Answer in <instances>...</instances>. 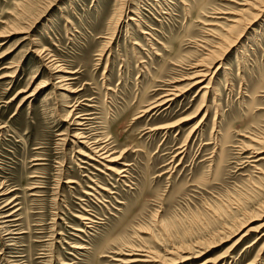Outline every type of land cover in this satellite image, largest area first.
Here are the masks:
<instances>
[{
    "label": "rangeland",
    "instance_id": "374dc122",
    "mask_svg": "<svg viewBox=\"0 0 264 264\" xmlns=\"http://www.w3.org/2000/svg\"><path fill=\"white\" fill-rule=\"evenodd\" d=\"M240 3L0 0V33L24 31L0 37V180L20 208L18 233L0 231V264H124L127 248L135 257L143 245L161 257L176 258L173 247L204 251L177 264H264V11L240 13L224 39ZM214 47L211 71L221 67L197 115L210 72L148 108L187 87L191 64ZM43 54L71 72L67 106L95 117L85 135L107 140L118 163L79 153L91 150L63 121L70 107ZM37 84L45 86L24 98ZM122 162L125 180L105 168Z\"/></svg>",
    "mask_w": 264,
    "mask_h": 264
},
{
    "label": "bare ground",
    "instance_id": "6f19581e",
    "mask_svg": "<svg viewBox=\"0 0 264 264\" xmlns=\"http://www.w3.org/2000/svg\"><path fill=\"white\" fill-rule=\"evenodd\" d=\"M31 4H34V0H30L29 7L32 6ZM128 4L129 3H127V6H125L126 7L125 8L126 10H128ZM240 5H241V8L239 7V9L236 8L235 11L233 10V14L234 15L231 18H229V21L231 22L230 25H228V27H226L225 29H223V31H225V33L224 34H221V36L224 39L225 38L227 39V36H231L230 33H232V31L237 26L240 25V22L243 20V16L240 15V13H244V12L246 13V12L249 11V9H253V10H256L257 11L253 15V17L256 18V19H258L259 17L257 18V14H259V16H260V14L264 11V0H241ZM255 7H257L258 9H255ZM121 8H122V6H121ZM25 10H24V12H27L28 8H27L26 11ZM253 20L254 21L249 22V24L247 23L250 26H248L246 24L245 28H243L238 34H236L234 36L233 41L234 40L235 41L233 42V45L227 47V49L224 50V53L227 52L229 48L235 46L236 43H238L239 41H242L241 38L244 36L245 32L247 31L246 29L250 28L251 25L254 24V22L256 21L255 19H253ZM18 29H21V30L18 31ZM16 32H24V31L22 30V27L21 26H15L14 28H11L10 30H3L0 33V37L9 36V34L16 33ZM25 38H26V36H23L22 39H25ZM221 41H223V40L221 39ZM32 43H33V41H32ZM214 48H217V47H214ZM30 51L31 52H35V51H38V49L35 48V45H33L32 46V49ZM42 52H43V50H42ZM217 52H218V48L217 49H214V50H208L207 53H206V56L203 57V59L200 58L199 60H197L193 64H191V67L190 68L193 69V73L189 77H187L188 80H189V83L186 85L187 87H185V88L173 87V89H170L169 88V90L159 99V101L155 105L150 106L148 108H154L156 106H159V105H162V104H165V103H168V102L171 103L172 100H174L175 98H177L178 96H180L190 86H192L194 84H198V83L202 82L204 79H206L207 76H208V72H210V76H209L207 82L205 84L200 85L199 88L197 89V90H199V92H201V99H202V102L200 103L199 107L197 108V112H196V115H197L198 112L201 111L199 108L201 107L203 109V107H202L203 104L206 105L205 104V98H206V95H207L209 89H211V82H212V77H213L212 74H214L216 71H218L220 69V67H221L220 64H218L211 71V69L213 68L212 65H215V63H216L215 59H214V61H212L211 58ZM43 58H44V62L43 63H45V61H46V65H48L50 67V69L53 68L54 78L57 79V81H55L57 84L56 85L54 84V86H56L57 90H63L62 95H61L63 97L62 102L63 103L66 102V103H64L62 105L63 106L64 105L67 106V103H68L67 100H68L69 93L76 92L74 89H72V87H71V85L69 84V81H68V80L71 79L69 77V75H70L71 72L68 71V70H65L64 67L62 66V64L60 65L54 59H51L50 56H48L47 54L44 55ZM224 69L225 70L228 69L226 65H225ZM44 84L39 85V86L37 84V87H34L33 90H31V92H29L28 94H26V96L24 98L32 97L35 94V92L40 91V89H42L43 86H45ZM24 91H26V90H21L20 92H24ZM77 105H74V104L71 105L70 104V106H67V107H70V108L66 111V115L64 116L63 121H68V124L69 125L76 126L72 130L73 131L72 137L75 138V139H77V142L82 143L83 145H86V147H88L91 150V153L90 154H86L87 152L86 153L79 152V153L82 154L83 156H87V158H89V159L91 158L92 160L97 161V162H100V161L101 162L102 161H108V162H117L118 163L119 162L118 160L121 159V152L119 153L120 155L113 156L115 154V152H111V150H113V149H110L109 148L110 143H108L107 140L98 139L99 137L95 136L96 134H93V133H92L93 135H90V136L85 135V133H86L85 132V124H86L87 121H89V116L91 114H89V113L88 114H84L83 113V114H77V115H75L73 117V111L77 109L76 108ZM146 110L147 109H145L143 112H147ZM194 114L195 113H193L192 115H194ZM92 115H93V113H92ZM91 119L93 121L95 119V117L92 116V118H90L89 123H91ZM185 120H186V118H183V119H180V120H178V121H176V122H174L172 124L170 123V124H167L165 126L163 125V126H160V127H157V128H159V129L170 128V127H173V126H175V125H177L180 122H183ZM88 128H90V127H88ZM68 130H69V128H68ZM96 137H97V139H96ZM254 142L256 144H261V142H263V141L262 140H255ZM261 150L262 149H260V148H255V150L253 152L255 153V155H259L261 153ZM121 165L122 166L120 168H118V167H112V166H105V165H103V166H105L106 169L110 170L112 175L117 174V176L122 177L125 180V178H127L128 171H127V169L123 168V166H126V165L128 166L129 164H126V162H122ZM123 172L124 173L127 172L126 173V176L123 174ZM73 182H74V180H70V179L66 181V183H73ZM98 188L99 189H102L101 187H97V188L96 187L95 188L92 187L93 192H95V193L98 194V190H97ZM103 190L110 191L108 188H103ZM10 192H11V190H9L8 188H5L4 183L1 182V180H0V231L5 232L4 235L17 234L18 233L16 231L18 229L17 228H14V227L17 226V221L19 220V218H17L16 215H17L18 210H20V208H15V207H18L17 206L18 203H15L14 202V200H15L16 197L15 198L14 197L13 198L12 197L11 198H8L7 195ZM92 195H93V193H92ZM13 208H15V209H13ZM92 223H94L93 220H92ZM92 225H94V224H92ZM263 226H264V223H262L260 225V227H263ZM249 230L252 231L253 229H249L248 228L244 233H242L236 239L235 242H238L239 240H241V238H243L244 236H246L248 234L247 232ZM14 231L17 232V233H14ZM238 232H241V229L240 228L238 229ZM238 232H236L235 234H239ZM260 235L261 236H264V229L260 231ZM143 247H146V249L143 248L142 249L143 252L141 254H139L138 256H135V257H133V256H134V254L137 255V253L134 252L136 250L133 251L132 248H129L128 247L127 249H129V250H127V251H129V252H127V255H129L132 258L122 259V260H119V261L121 263H124V264H132V262H136V261L145 262V263H148V264H177V263H181V262L187 261L190 258H197V257L201 256L204 253V251H201V249L198 250L199 247L196 248L197 250L194 249L193 251H188L187 249H182V250L180 249L179 250V249L173 247V249H171V251L169 250V251H166V252L169 255H173V254L176 255V254H178V256L176 258L174 256V258H175L174 259V258H172L170 256L169 257H166V256L165 257L164 256L161 257L159 255V253H157V251H154L152 248L147 247L145 245H143ZM79 248H81V247H79ZM14 260H16V259H14ZM215 262H216V260L206 259V260H204L203 262H201L199 264H215Z\"/></svg>",
    "mask_w": 264,
    "mask_h": 264
}]
</instances>
